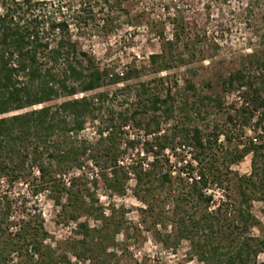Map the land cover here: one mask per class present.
I'll return each instance as SVG.
<instances>
[{"label":"trees","instance_id":"trees-1","mask_svg":"<svg viewBox=\"0 0 264 264\" xmlns=\"http://www.w3.org/2000/svg\"><path fill=\"white\" fill-rule=\"evenodd\" d=\"M102 9L106 14L100 27H114L112 13L122 11L121 0H0V264H69L65 253L57 255L45 242L40 213L26 206L24 197L11 195L16 185L31 197L52 195L57 205L64 198L60 212L75 224L69 255L108 264L106 251L117 231L108 230L101 208L85 202L90 197L86 185L96 187V181L118 196L132 181L134 197L146 206L154 187L165 189L175 236L188 241L198 263L258 264L264 233L255 237L249 230L258 223L251 204H262L264 213V48L244 55L221 81L225 93L238 96L239 105L232 106L236 119L227 116L228 123L238 126L239 135L246 128L253 136L226 151L218 163L213 151L219 137L230 142L228 130L214 126L202 134L196 126L174 124L170 136H156L160 119H172L177 108L188 120L187 96L195 116L210 103L221 106L219 96L198 92L192 68L186 70L189 77L178 102L162 77L101 90L145 72L132 67L111 74L72 40V31L93 25ZM195 36L182 22L175 23L171 38L148 56V71L187 67ZM259 40L264 47V30ZM86 124L96 125L91 140L81 136ZM129 128L153 138L136 150L138 140L128 137ZM180 148L194 152L196 173L171 174L164 152ZM247 155L249 174L238 176L229 168ZM211 186L225 192L214 209L207 194ZM81 214L98 225L78 222Z\"/></svg>","mask_w":264,"mask_h":264},{"label":"rangeland","instance_id":"rangeland-1","mask_svg":"<svg viewBox=\"0 0 264 264\" xmlns=\"http://www.w3.org/2000/svg\"><path fill=\"white\" fill-rule=\"evenodd\" d=\"M121 10L112 13L114 27H100L106 14L105 9H102L98 11V20L93 25L80 32L72 31V40L77 46L89 52L99 66L107 68L111 74H120L132 67L145 71L138 79L105 87L102 91L113 92L125 84H137L162 77L167 78L173 99L178 102L182 98L183 82L189 77L186 70L192 68V82L198 92L206 96H219L221 106L215 107L210 103L195 116L189 110L192 100L187 96L188 120L178 113L177 108L172 119H160V131L156 136H170L174 124L196 126L202 134H208L214 126L228 130L230 142L225 143L219 137V146L213 151L218 163L226 151L253 136L246 128L241 131L243 135H239L238 126L233 128L228 123L227 116L236 119L232 106H238L239 102L235 93H225L221 81L239 67L240 59L244 55L264 48L259 40V35L264 30V0H121ZM177 22L190 28L191 37L196 35L193 37V61L187 67L151 74L148 71V56L160 51L162 42L169 40L174 33ZM204 84L209 87L205 88ZM95 130V124H86L81 133L82 138H95ZM126 133L129 138L138 140L136 150L142 149L143 140L153 138L144 137L141 130L131 128ZM193 154L189 148L165 151L164 156L169 158L171 174L181 173L183 176L184 172L196 173ZM249 166L250 156L247 155L229 169L238 176H243L249 174ZM93 179L94 176L88 181L92 182ZM96 185H86L90 197H86L85 202L91 204L93 209L101 208L108 230L117 231L114 245L106 251L108 264H200L190 256L188 241L175 236V229L168 218L170 205L165 201V189L154 187L147 194L146 206L134 197L132 181L125 184L122 196L108 191L98 181ZM208 190L217 199L223 200V190L213 186ZM10 192L17 200L24 197L26 206L35 208L40 213L48 236L45 242L57 255L65 253L69 264H89L87 261H76L67 251V242L73 238L75 224L60 212L59 205L64 204V198H60L57 205L52 195L45 193L31 197L28 190L21 185L14 186ZM251 206V214L258 223L250 228L249 234L260 237L264 233L262 204L253 202ZM85 220L89 226L98 225L84 214L80 215L78 222ZM256 261L264 264V253L259 254Z\"/></svg>","mask_w":264,"mask_h":264},{"label":"built area","instance_id":"built-area-1","mask_svg":"<svg viewBox=\"0 0 264 264\" xmlns=\"http://www.w3.org/2000/svg\"><path fill=\"white\" fill-rule=\"evenodd\" d=\"M207 194L210 195L211 198H212V206H211V209H214L218 205L219 199H217L215 195L211 194L209 192V190H207Z\"/></svg>","mask_w":264,"mask_h":264}]
</instances>
